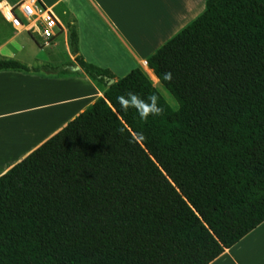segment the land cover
<instances>
[{
    "label": "trees",
    "instance_id": "obj_1",
    "mask_svg": "<svg viewBox=\"0 0 264 264\" xmlns=\"http://www.w3.org/2000/svg\"><path fill=\"white\" fill-rule=\"evenodd\" d=\"M147 61L179 107L135 68L2 174L0 264H209L264 222V0H207Z\"/></svg>",
    "mask_w": 264,
    "mask_h": 264
},
{
    "label": "crops",
    "instance_id": "obj_2",
    "mask_svg": "<svg viewBox=\"0 0 264 264\" xmlns=\"http://www.w3.org/2000/svg\"><path fill=\"white\" fill-rule=\"evenodd\" d=\"M10 1L0 0V58L18 59L40 70H0V176L104 95L108 83L94 81L77 55L110 70L115 80L141 68L154 82L152 76L158 77L147 59L202 14L207 2L38 0L63 24L60 37L42 46L31 34L12 27L4 12L21 0ZM72 31L77 34V54L72 50ZM61 38L66 51L49 54L54 60L24 58L31 42L42 50L58 47ZM12 42L18 47L4 54ZM209 264H264V222Z\"/></svg>",
    "mask_w": 264,
    "mask_h": 264
},
{
    "label": "built area",
    "instance_id": "obj_3",
    "mask_svg": "<svg viewBox=\"0 0 264 264\" xmlns=\"http://www.w3.org/2000/svg\"><path fill=\"white\" fill-rule=\"evenodd\" d=\"M4 15L14 29L31 34L42 46L54 42L63 31L55 12L38 0H21L7 6Z\"/></svg>",
    "mask_w": 264,
    "mask_h": 264
},
{
    "label": "clouds",
    "instance_id": "obj_4",
    "mask_svg": "<svg viewBox=\"0 0 264 264\" xmlns=\"http://www.w3.org/2000/svg\"><path fill=\"white\" fill-rule=\"evenodd\" d=\"M164 78L170 79L171 73H164ZM117 100L124 111L134 108L142 119H147L150 115L153 117L161 116L164 111L155 94L142 98L140 95L128 91L125 95L117 97Z\"/></svg>",
    "mask_w": 264,
    "mask_h": 264
},
{
    "label": "rangeland",
    "instance_id": "obj_5",
    "mask_svg": "<svg viewBox=\"0 0 264 264\" xmlns=\"http://www.w3.org/2000/svg\"><path fill=\"white\" fill-rule=\"evenodd\" d=\"M16 0H11L10 2L13 3ZM23 36H27L29 37L31 40V36H29L28 34L22 32L21 33ZM60 37V36H59ZM58 37V38H59ZM33 41V40H32ZM35 43V42H34ZM60 45L58 47H54V48H47V49H42L40 50L38 48V46L36 44H33L32 42L30 43V47H27V51L29 53V55H27L26 57H24L27 60H30L31 58L34 59H38V60H54L53 58H55L54 56H51L49 54H52V52L55 53H62L63 51H66V47L64 45V40L63 38H61L59 40ZM18 47L17 42H12L10 46H6V48L4 49V54H10V50L11 47ZM58 57V55L56 56ZM23 58V57H22ZM153 79V78H152ZM155 83V86L158 88V90L163 94V96L167 99V101L169 102V104L174 108L177 109L179 107V103L176 100V98L173 96V94L169 91V89L158 79L155 80L153 79ZM160 81V82H159Z\"/></svg>",
    "mask_w": 264,
    "mask_h": 264
},
{
    "label": "water",
    "instance_id": "obj_6",
    "mask_svg": "<svg viewBox=\"0 0 264 264\" xmlns=\"http://www.w3.org/2000/svg\"><path fill=\"white\" fill-rule=\"evenodd\" d=\"M73 69H80V67L79 66H75V67H73ZM107 80V83H108V85H111L114 81H115V79L114 78H111V79H106Z\"/></svg>",
    "mask_w": 264,
    "mask_h": 264
},
{
    "label": "bare ground",
    "instance_id": "obj_7",
    "mask_svg": "<svg viewBox=\"0 0 264 264\" xmlns=\"http://www.w3.org/2000/svg\"><path fill=\"white\" fill-rule=\"evenodd\" d=\"M152 74H153V73H152ZM151 76H152V75H151ZM152 78L155 79V80H158V78H156L155 76H152Z\"/></svg>",
    "mask_w": 264,
    "mask_h": 264
},
{
    "label": "snow or ice",
    "instance_id": "obj_8",
    "mask_svg": "<svg viewBox=\"0 0 264 264\" xmlns=\"http://www.w3.org/2000/svg\"><path fill=\"white\" fill-rule=\"evenodd\" d=\"M30 10V9H29Z\"/></svg>",
    "mask_w": 264,
    "mask_h": 264
}]
</instances>
